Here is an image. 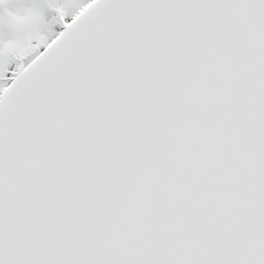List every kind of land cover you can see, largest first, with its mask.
Wrapping results in <instances>:
<instances>
[{
	"label": "snow or ice",
	"instance_id": "1",
	"mask_svg": "<svg viewBox=\"0 0 264 264\" xmlns=\"http://www.w3.org/2000/svg\"><path fill=\"white\" fill-rule=\"evenodd\" d=\"M0 264H264V0H0Z\"/></svg>",
	"mask_w": 264,
	"mask_h": 264
},
{
	"label": "rangeland",
	"instance_id": "2",
	"mask_svg": "<svg viewBox=\"0 0 264 264\" xmlns=\"http://www.w3.org/2000/svg\"><path fill=\"white\" fill-rule=\"evenodd\" d=\"M52 15H54V13L49 12V18H51ZM56 27H57V29H60L62 26L61 25H57ZM12 67H15V62L12 64Z\"/></svg>",
	"mask_w": 264,
	"mask_h": 264
}]
</instances>
